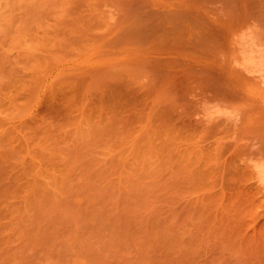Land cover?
I'll use <instances>...</instances> for the list:
<instances>
[{
	"label": "rangeland",
	"instance_id": "374dc122",
	"mask_svg": "<svg viewBox=\"0 0 264 264\" xmlns=\"http://www.w3.org/2000/svg\"><path fill=\"white\" fill-rule=\"evenodd\" d=\"M260 54L264 0H0V264H264Z\"/></svg>",
	"mask_w": 264,
	"mask_h": 264
},
{
	"label": "bare ground",
	"instance_id": "6f19581e",
	"mask_svg": "<svg viewBox=\"0 0 264 264\" xmlns=\"http://www.w3.org/2000/svg\"><path fill=\"white\" fill-rule=\"evenodd\" d=\"M251 52H252V51H251ZM251 52H250L249 55H250L251 58H252V56H254V54H251ZM261 52H263V51H261ZM254 53H256V52H254ZM257 54H258V53H257ZM247 56H248V55H247ZM247 56H246V57H247ZM250 56H249V58H250ZM256 56H257V55H256ZM260 56L262 57V56H264V55H261V54H260L259 57H260ZM259 57L257 56V59H258ZM261 57H260V58H261ZM247 59H248V58H247ZM255 59H256V58H255ZM257 59H256V60H257ZM263 59H264V57H263ZM251 60H254V59L252 58ZM251 60H249V61H251ZM256 60L253 62V64H254L255 62H257ZM259 61L261 62L262 60L260 59ZM246 62H248V61H246ZM248 63H249V62H248ZM248 63H246V65H248ZM250 63H251V62H250ZM250 63H249V64H250ZM258 63H259V62H258ZM256 64H257V63H256ZM259 64H260V63H259ZM260 65H262V62H261ZM263 65H264V64H263ZM258 66H259V65H258ZM258 66H257V67H258ZM252 67H253V65H252ZM260 67H261V66H260ZM258 69H261V68L258 67ZM258 69H257V70H258ZM250 70H251V69H250ZM255 70H256V69H255ZM251 71H253V70H251ZM262 71H263V68L261 69V73H262ZM259 72H260V71H259ZM262 75L264 76V74H262ZM257 167H258V166H257ZM258 168H259V167H258ZM259 169H260V168H259ZM263 170H264V169H263ZM263 170L260 171V175L258 174V175H259V177H258L259 180H258V181H261V182L264 184V171H263ZM256 171H257V169H256ZM257 173H258V172H257ZM255 179H256V178H255ZM259 183H260V182H259ZM262 183H261V184H262ZM263 184H262V186H263ZM263 187H264V186H263Z\"/></svg>",
	"mask_w": 264,
	"mask_h": 264
}]
</instances>
